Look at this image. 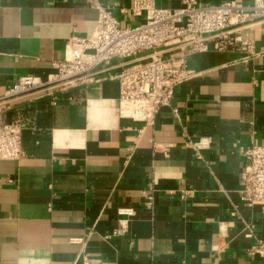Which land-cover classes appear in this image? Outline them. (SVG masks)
<instances>
[{
    "label": "crops",
    "instance_id": "1",
    "mask_svg": "<svg viewBox=\"0 0 264 264\" xmlns=\"http://www.w3.org/2000/svg\"><path fill=\"white\" fill-rule=\"evenodd\" d=\"M224 1L251 3L196 0ZM99 2L121 27L141 21L129 0ZM97 20L81 0H0V128L21 119L26 152L0 160V264H263L247 250L264 241V204H246L239 190L243 151L264 144V17L246 32L248 57L159 48L193 75L153 125L119 116L115 78L149 51L99 64L87 84L1 100L21 76L51 78L68 40L88 37ZM201 136L211 145L200 160L189 142Z\"/></svg>",
    "mask_w": 264,
    "mask_h": 264
},
{
    "label": "built area",
    "instance_id": "2",
    "mask_svg": "<svg viewBox=\"0 0 264 264\" xmlns=\"http://www.w3.org/2000/svg\"><path fill=\"white\" fill-rule=\"evenodd\" d=\"M97 10L95 29L88 37L68 40L63 57L55 60L56 72L46 81L25 75L8 89L1 100H11L23 94L54 89H67L95 81L94 68L114 58H130L149 51L144 59L127 63L116 75L118 82L117 112L120 117L153 125L161 107L169 106L174 88L193 75L183 58H164L158 51L165 46L186 47L188 54L214 51H239L245 56L254 53L252 38L247 30L264 17L263 0L250 4L224 1L198 5L196 0H180L178 8L156 7L153 0H129L126 10L141 17L129 27H121L119 20L99 0H81ZM178 119V111L173 108ZM23 124L12 119L0 128V160H18L26 155L23 147ZM197 159L211 145V139L201 136L189 142ZM245 164L240 173V198L251 205L264 204V144L252 143L243 151ZM183 194L182 197H184ZM144 206H154L152 194L145 195ZM119 215L132 216L133 208H119ZM80 242L81 239H74ZM249 254L258 255L264 264V241L250 247ZM86 262V256L84 257Z\"/></svg>",
    "mask_w": 264,
    "mask_h": 264
}]
</instances>
